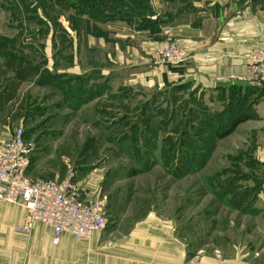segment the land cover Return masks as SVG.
Here are the masks:
<instances>
[{"label":"rangeland","instance_id":"374dc122","mask_svg":"<svg viewBox=\"0 0 264 264\" xmlns=\"http://www.w3.org/2000/svg\"><path fill=\"white\" fill-rule=\"evenodd\" d=\"M112 1L118 0H60L70 6L69 16L79 10L74 30L57 4L0 0V46H17L51 73H76L68 67L72 55L81 67L88 64L81 83L65 74L53 88L26 83L6 104L13 73L0 55L1 137L22 128L31 146L29 179L62 180L70 173L84 200L105 202L104 250L137 228H161L184 253V264H264V164L258 159L264 123L243 119L259 97L212 96L173 81L160 88L143 82L125 51L116 64L111 46L103 58L87 50L84 21L116 18ZM119 1L133 7L132 0ZM117 11L125 18L132 12ZM100 62L105 75L96 83Z\"/></svg>","mask_w":264,"mask_h":264},{"label":"crops","instance_id":"0c3cea01","mask_svg":"<svg viewBox=\"0 0 264 264\" xmlns=\"http://www.w3.org/2000/svg\"><path fill=\"white\" fill-rule=\"evenodd\" d=\"M151 1L150 16L131 18L136 15L131 12L128 18H105L95 24L85 20L80 33L86 40L85 48L96 49L103 58L105 46H111L116 64L121 51H125L130 68L138 70L143 82L152 85L154 80L160 88L173 81L177 88L190 84L200 93L212 96L223 91L226 94L241 91L239 96L248 98L254 93L259 100L249 102L243 112L250 119L264 123V93L259 87L238 80L246 75L251 55L264 48V0ZM152 15L157 16V22L150 21ZM162 27L172 28L173 35L188 47L184 64L165 67L152 62ZM71 62L68 67L75 66L76 73L63 74L81 83L83 75L87 74L83 69L88 64L81 67L77 60L74 61V55ZM95 64L97 83L98 79L101 82L105 71L101 62ZM5 129L0 124V132ZM259 140L262 150L258 159L264 164V139ZM261 190L260 195L264 197V182ZM23 218V208L0 201V264H184V253L174 247L173 240L163 231L166 229L158 228L160 232L149 233L145 231L147 227L137 228L135 235L104 250L103 244H99L102 233L91 234L85 239L63 235L54 246L51 230L45 225L36 224L28 234L20 232ZM206 264L243 263L209 260Z\"/></svg>","mask_w":264,"mask_h":264},{"label":"built area","instance_id":"2783aa9c","mask_svg":"<svg viewBox=\"0 0 264 264\" xmlns=\"http://www.w3.org/2000/svg\"><path fill=\"white\" fill-rule=\"evenodd\" d=\"M147 1L151 8L152 1ZM157 20L156 15L150 17V21ZM160 37L152 62L165 67L184 64L188 47L173 35V29L162 27ZM238 80L264 89V48L251 55L246 75ZM30 153L22 128L0 139V201L23 208L19 231L28 234L36 224L45 225L51 230L54 246L63 235L85 239L102 233L108 221L105 202L84 200L83 190L70 173L62 180L29 179Z\"/></svg>","mask_w":264,"mask_h":264},{"label":"trees","instance_id":"16d2710c","mask_svg":"<svg viewBox=\"0 0 264 264\" xmlns=\"http://www.w3.org/2000/svg\"><path fill=\"white\" fill-rule=\"evenodd\" d=\"M59 1L60 0H44L45 3L51 5L57 4L61 14L66 15V18L69 21L70 28L76 30L79 23V10H76L74 14L69 16V14H71L70 6ZM112 4H115V9H113L112 12L113 14H115V17L122 15V12L117 11L121 8H123L127 12H129L131 8L133 14H136L132 15L131 18H133L134 16L142 18L145 15H151V11L146 4V0H132L133 7L127 6L126 1H112ZM0 55L5 58L6 69H11V72L13 73V79L11 81L12 84L10 87L11 90L5 95L3 103L11 104L13 101H15L17 89L24 83L33 82L36 85L42 87L53 88L55 86H59V84L65 79L64 74L51 73L46 68H42L43 63L45 64V62L33 63V61H31V59L24 54L22 49H18L17 46H0ZM243 119L248 120V116Z\"/></svg>","mask_w":264,"mask_h":264}]
</instances>
